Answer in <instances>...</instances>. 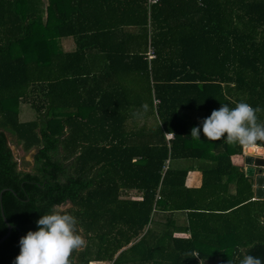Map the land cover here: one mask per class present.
<instances>
[{
    "label": "trees",
    "instance_id": "obj_1",
    "mask_svg": "<svg viewBox=\"0 0 264 264\" xmlns=\"http://www.w3.org/2000/svg\"><path fill=\"white\" fill-rule=\"evenodd\" d=\"M28 99L37 116L21 121ZM241 101L264 123V0H0V194L14 226L0 264L62 203L86 241L71 264L264 262V200L233 160L245 147L202 131ZM8 133L37 150L31 170Z\"/></svg>",
    "mask_w": 264,
    "mask_h": 264
},
{
    "label": "clouds",
    "instance_id": "obj_2",
    "mask_svg": "<svg viewBox=\"0 0 264 264\" xmlns=\"http://www.w3.org/2000/svg\"><path fill=\"white\" fill-rule=\"evenodd\" d=\"M146 108L147 105H144ZM262 109L244 101L230 108L222 104L202 120L203 135L210 141L225 139L255 150L264 143V123L258 122ZM201 128L193 126L191 137L200 139ZM260 157L261 153L253 152ZM70 205L54 204L51 210L36 221L37 230H29L20 238V252L14 264H71L72 254L85 246V238L78 229L77 218L69 211ZM240 264H264L260 257L246 255Z\"/></svg>",
    "mask_w": 264,
    "mask_h": 264
},
{
    "label": "rangeland",
    "instance_id": "obj_3",
    "mask_svg": "<svg viewBox=\"0 0 264 264\" xmlns=\"http://www.w3.org/2000/svg\"><path fill=\"white\" fill-rule=\"evenodd\" d=\"M70 45L72 48L74 47L73 41L71 39L64 41L62 44L63 48H65V49H68V47ZM32 101H33V99H28L27 101L20 103V105H19V116H20L21 121H29V120H34L36 118L37 111L32 106ZM183 115H184V113H183ZM191 116L194 119H197V117H199V114L195 113V114H192ZM8 137H9V140L12 141L11 147L14 150V152L17 156V159L19 160L20 168L26 169V170H31V168L33 166L32 163H33V159H34V154L36 153L37 150L34 149L31 152L24 153L19 146H16V143L14 142L15 141L14 136L11 133H8ZM240 158H241V156H235L233 158V160H234V162L241 163L243 161H241ZM190 164H191V166L195 165V163H193L191 161L189 162V165ZM242 164H244V163H242ZM133 195H134V193H133ZM68 205H70V204H68ZM92 264H96V263H92ZM98 264H109V263L102 262V263H98Z\"/></svg>",
    "mask_w": 264,
    "mask_h": 264
},
{
    "label": "water",
    "instance_id": "obj_4",
    "mask_svg": "<svg viewBox=\"0 0 264 264\" xmlns=\"http://www.w3.org/2000/svg\"><path fill=\"white\" fill-rule=\"evenodd\" d=\"M258 148L264 149V146H258ZM246 149H247V147H245L246 164L249 165L248 167H246L247 168L246 173H247V175L253 177L252 181L254 182V185H255V197L257 199L264 200V185L258 184L259 177L264 175V156L257 157V156H253L251 154H247ZM2 195H3V191L0 194L1 212H2V216H3L4 221L8 226V231L6 232V234L4 236H2L0 238V244L10 236L11 231L14 227L13 225L10 224V222L8 221V219L5 215L4 207L2 205Z\"/></svg>",
    "mask_w": 264,
    "mask_h": 264
},
{
    "label": "crops",
    "instance_id": "obj_5",
    "mask_svg": "<svg viewBox=\"0 0 264 264\" xmlns=\"http://www.w3.org/2000/svg\"><path fill=\"white\" fill-rule=\"evenodd\" d=\"M70 39L73 41L72 38H63L62 39V44H63L64 41H67V40H70ZM71 45L68 47V49H71L72 48ZM73 46H74V42H73ZM240 160L243 161V162H241V163L235 162V163H237V164L244 163L246 165V167L249 166L248 164H246L245 154L241 156ZM201 181H202V174H201L200 171H198V170L190 171L189 176L187 178V184L189 186H199L201 184ZM94 263L98 264V263H102V262H94Z\"/></svg>",
    "mask_w": 264,
    "mask_h": 264
},
{
    "label": "bare ground",
    "instance_id": "obj_6",
    "mask_svg": "<svg viewBox=\"0 0 264 264\" xmlns=\"http://www.w3.org/2000/svg\"><path fill=\"white\" fill-rule=\"evenodd\" d=\"M247 151H246V153L247 154H251V155H253V152L255 151V152H258V153H261V156H264V149L263 148H256L255 150H253V149H246ZM253 156H255V155H253ZM247 169V168H246ZM247 171V170H246ZM258 184L259 185H264V175L263 176H260L259 177V179H258Z\"/></svg>",
    "mask_w": 264,
    "mask_h": 264
},
{
    "label": "built area",
    "instance_id": "obj_7",
    "mask_svg": "<svg viewBox=\"0 0 264 264\" xmlns=\"http://www.w3.org/2000/svg\"><path fill=\"white\" fill-rule=\"evenodd\" d=\"M153 2H155V0H149V4H151ZM148 56H149V60H151L152 58L155 57L153 47L151 45L149 46ZM166 137L168 140H170V139L174 138V134L173 133H167Z\"/></svg>",
    "mask_w": 264,
    "mask_h": 264
}]
</instances>
